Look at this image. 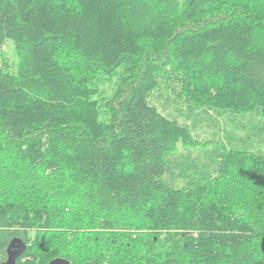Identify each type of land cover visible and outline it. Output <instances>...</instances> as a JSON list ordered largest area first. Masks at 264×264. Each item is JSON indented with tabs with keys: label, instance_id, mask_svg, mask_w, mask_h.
Instances as JSON below:
<instances>
[{
	"label": "trees",
	"instance_id": "obj_1",
	"mask_svg": "<svg viewBox=\"0 0 264 264\" xmlns=\"http://www.w3.org/2000/svg\"><path fill=\"white\" fill-rule=\"evenodd\" d=\"M7 40L21 66L0 68V231L37 242L0 232V264L14 237L16 264H118L123 228L181 231L147 234L161 264H264V152L233 148L219 176L173 187L169 158L192 139L149 101L168 66L264 124V0H0Z\"/></svg>",
	"mask_w": 264,
	"mask_h": 264
},
{
	"label": "rangeland",
	"instance_id": "obj_2",
	"mask_svg": "<svg viewBox=\"0 0 264 264\" xmlns=\"http://www.w3.org/2000/svg\"><path fill=\"white\" fill-rule=\"evenodd\" d=\"M20 66L21 58L15 49V43L12 40H7L0 46V68L13 71L19 70ZM199 80L196 82L198 83ZM205 83L206 80L201 82L203 86L195 96L197 88L192 91V94L189 93L185 87L183 75L167 66L161 69L157 86L149 95L150 103L156 105L165 117L176 120L184 126L192 139L189 143L179 142L176 152L169 158L165 179L173 187H181L198 181H210L219 176L220 163L233 148L264 152V124L261 107L256 106L245 110L244 107L239 108L231 103H225L220 98H211L216 95V91L209 88L207 93V90L204 89L207 86ZM241 97L245 100V96ZM7 156L4 153L0 155L1 158ZM224 180L229 181L226 177ZM236 204L241 208V205L245 206L246 201L239 199ZM75 215L79 216L77 213ZM52 227L53 224L50 225V228ZM122 230L124 232L117 234L115 239H118L122 244H129L131 247L128 248V245L126 247L120 246L117 252H124L125 259H121L118 264L125 263L127 257L135 261L139 258L140 264H161L166 259V253L160 249H154L155 251L151 250V253H147L145 244L147 234H155V237L160 239L159 244L166 246L171 242L166 238L167 235L180 237L181 234V231L178 230H162L160 232H156L154 229H150V231L149 229L123 228ZM35 231L37 230H26L24 227L15 226L11 227L10 230H1L0 232L1 235L9 232L11 236L16 235V233H21L20 235L30 233L33 235L30 245L34 247L37 242ZM156 233L161 234V236ZM47 235H50V232L43 233V236ZM38 236H42V234ZM88 238L89 235L84 237L85 240ZM156 244H158V240ZM48 259V262H51L55 258ZM35 260L36 258L31 254L24 259L26 264H34ZM114 260L116 261L118 258H113L112 261ZM46 262L44 261L43 264Z\"/></svg>",
	"mask_w": 264,
	"mask_h": 264
},
{
	"label": "water",
	"instance_id": "obj_3",
	"mask_svg": "<svg viewBox=\"0 0 264 264\" xmlns=\"http://www.w3.org/2000/svg\"><path fill=\"white\" fill-rule=\"evenodd\" d=\"M27 242L21 237H14L8 246V259L6 264H16L17 258L26 250ZM261 249L264 252V237L261 241ZM70 261L65 258L53 259L49 264H69Z\"/></svg>",
	"mask_w": 264,
	"mask_h": 264
}]
</instances>
